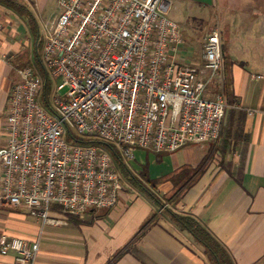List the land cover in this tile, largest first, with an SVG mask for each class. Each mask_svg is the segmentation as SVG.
Here are the masks:
<instances>
[{
    "label": "built area",
    "instance_id": "obj_1",
    "mask_svg": "<svg viewBox=\"0 0 264 264\" xmlns=\"http://www.w3.org/2000/svg\"><path fill=\"white\" fill-rule=\"evenodd\" d=\"M173 0H57L47 24L42 67L59 80L49 112L46 82L32 66L15 69L0 147V208L41 221L35 240L0 233V254L35 264L54 217L110 210L123 185L113 157L89 143L70 145L71 128L115 145L131 161L137 149L170 154L219 137L228 101L215 79L225 67L221 31L207 34L204 64L178 58L184 38L170 18Z\"/></svg>",
    "mask_w": 264,
    "mask_h": 264
},
{
    "label": "crops",
    "instance_id": "obj_2",
    "mask_svg": "<svg viewBox=\"0 0 264 264\" xmlns=\"http://www.w3.org/2000/svg\"><path fill=\"white\" fill-rule=\"evenodd\" d=\"M37 1L19 0L31 7L34 19L32 9L38 8ZM182 1L202 7L204 24L218 26L221 31L225 67L217 84L223 83L230 105L218 140L187 145L170 154L137 149L135 161L141 157L146 162L135 164V169L125 163L127 172L119 173L123 190L115 208L81 215H64L60 208H53V216L66 223L43 227L35 264H109L133 240L129 250L112 264H211L203 245L167 208L205 229L225 248L234 264H264V0ZM207 7L212 10L205 14ZM232 7L242 9L241 15H235L237 9ZM33 30L26 16L0 0L3 137L8 100L17 80L15 69L28 58L31 61L28 52L32 40L33 57L42 66L45 38L37 55ZM188 61L200 65L202 55L193 50ZM39 73L48 86L44 68ZM47 86L40 95L41 103L47 102ZM151 155L160 169L150 168ZM206 157L209 162L204 172L194 179L179 203L171 205L173 176L182 168H197ZM148 180L155 181L157 187L152 188ZM154 214L159 217L157 222L142 230ZM41 226L40 219L26 210L0 208V233L32 241ZM0 264H16L15 254H0Z\"/></svg>",
    "mask_w": 264,
    "mask_h": 264
},
{
    "label": "rangeland",
    "instance_id": "obj_3",
    "mask_svg": "<svg viewBox=\"0 0 264 264\" xmlns=\"http://www.w3.org/2000/svg\"><path fill=\"white\" fill-rule=\"evenodd\" d=\"M29 1L34 3L33 0H29ZM37 3H38L37 5L38 8L33 7L32 9L33 14L36 19L35 21H36L37 27L39 28V31H40L38 32V38L36 37V39H39L40 42H44V38L46 37L47 31H48L47 24L50 23V21L52 20V17L58 11V2L57 0H38ZM29 8L31 7L29 6ZM232 8L237 9L236 10L237 12H235V15L236 14L241 15L240 11L242 9L240 10V8H237V7H232ZM202 9L203 8L199 6L187 5V3H184V1L182 0H173V4H172V7L169 13L170 18L176 21L186 33L185 35L184 32L182 31L185 43L181 46L180 52L178 54V58L180 60L189 62L188 58L191 57V53H193V50L196 51L198 54L202 55L204 40L207 34H209L215 28L213 24L211 25L204 24L205 23L204 19L206 18H204V15L202 16L201 14ZM211 10L212 9L210 7H207L205 14H207L208 12H211ZM32 41L30 42V45H29L30 49L28 52L30 53L29 57H31L32 55V58H30L31 61L28 58L27 63L30 64V66H32L36 71L40 72V71H43V68L40 62L37 61L36 58L33 57ZM203 64H204V61L198 66L202 67ZM21 66H24V65H21ZM58 84H59V80L49 76L48 86H47V91H46L47 92L46 94L47 102H44V101L42 102V105L49 112L52 111L50 109L55 107L54 105L55 96H58L61 94V93L56 92L57 91L56 88ZM218 85L219 84H217V80L215 79L214 84H213L214 91L219 90ZM71 133L73 135V138L68 133L65 135V140L68 144L77 145L80 143H89L90 145H94L98 147V149H100L101 151H105L109 153L113 157L114 161L116 162L117 171L121 175H123L122 168L125 170V167H126L125 163H127L128 166L133 167L135 169V164L138 165V164L143 163L144 161L146 162V160H144V158H141V157H137L136 161L134 158L133 160L126 162L124 159L121 158L120 151L115 145L108 143L104 140H101L97 136L80 135L73 128H71ZM3 140H4V137L0 133V147L3 145ZM217 140L218 139L212 140L210 142H207V144L214 143ZM149 165L151 169L155 170L157 169L156 168L157 166H159V169H160V165L155 160L154 155L150 156ZM132 191H135V188ZM3 209H6V210L10 209L14 211L16 210V209H11V208H3Z\"/></svg>",
    "mask_w": 264,
    "mask_h": 264
},
{
    "label": "trees",
    "instance_id": "obj_4",
    "mask_svg": "<svg viewBox=\"0 0 264 264\" xmlns=\"http://www.w3.org/2000/svg\"><path fill=\"white\" fill-rule=\"evenodd\" d=\"M1 1L4 2L7 6H9L11 9H13L15 12H17L19 15L26 16L30 24L34 26L33 31L35 38L38 37V30L35 23V19L33 18L29 8L26 5L21 4L19 0H1ZM40 48H41V42L39 41L38 49L40 50ZM24 66H30V64L26 62ZM224 93L226 94V92ZM228 105H230V101ZM208 162H209V158L206 157L197 168L195 169H191L188 167L182 168L173 176L174 189L172 194L169 196V203L171 205L174 206L179 203L181 197L186 192V190L190 188L194 179L202 172H204ZM122 170L126 174L127 168L125 167V170L122 168ZM147 183L150 184L152 188L157 187V183L155 181L148 180ZM167 212L170 213L171 216L174 219H176L179 223H181L184 227H186V229L189 230L192 236L199 243L203 245L205 253L208 256L211 264H234L232 258L227 253L225 248L221 244H219L217 240L214 237H212L205 229H203L201 226L196 224L194 220L190 218L181 217L169 208H167ZM158 218H159L158 215L154 214L148 221L145 222L142 230H146L152 225H154L157 222ZM133 243L134 240L127 247L120 250L109 264H112L119 257L125 254Z\"/></svg>",
    "mask_w": 264,
    "mask_h": 264
},
{
    "label": "water",
    "instance_id": "obj_5",
    "mask_svg": "<svg viewBox=\"0 0 264 264\" xmlns=\"http://www.w3.org/2000/svg\"><path fill=\"white\" fill-rule=\"evenodd\" d=\"M38 45H39V39H37V41H36V45H35V51H36V54H37V55H38V53H39Z\"/></svg>",
    "mask_w": 264,
    "mask_h": 264
}]
</instances>
